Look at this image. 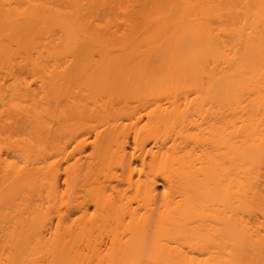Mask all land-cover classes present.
<instances>
[{"label":"bare ground","instance_id":"bare-ground-1","mask_svg":"<svg viewBox=\"0 0 264 264\" xmlns=\"http://www.w3.org/2000/svg\"><path fill=\"white\" fill-rule=\"evenodd\" d=\"M0 264H264V0H0Z\"/></svg>","mask_w":264,"mask_h":264}]
</instances>
